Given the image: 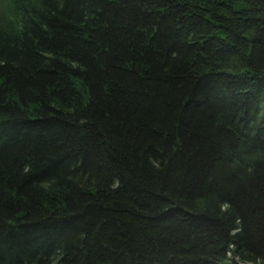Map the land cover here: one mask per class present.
Instances as JSON below:
<instances>
[{"label":"trees","instance_id":"obj_1","mask_svg":"<svg viewBox=\"0 0 264 264\" xmlns=\"http://www.w3.org/2000/svg\"><path fill=\"white\" fill-rule=\"evenodd\" d=\"M0 264H264V0H0Z\"/></svg>","mask_w":264,"mask_h":264},{"label":"rangeland","instance_id":"obj_2","mask_svg":"<svg viewBox=\"0 0 264 264\" xmlns=\"http://www.w3.org/2000/svg\"><path fill=\"white\" fill-rule=\"evenodd\" d=\"M227 255H229V253H227Z\"/></svg>","mask_w":264,"mask_h":264}]
</instances>
